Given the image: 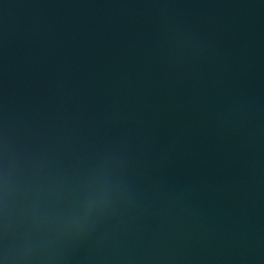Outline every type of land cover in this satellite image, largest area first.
<instances>
[{
    "label": "water",
    "instance_id": "95a60500",
    "mask_svg": "<svg viewBox=\"0 0 264 264\" xmlns=\"http://www.w3.org/2000/svg\"><path fill=\"white\" fill-rule=\"evenodd\" d=\"M226 126L204 264H264V0H232Z\"/></svg>",
    "mask_w": 264,
    "mask_h": 264
}]
</instances>
